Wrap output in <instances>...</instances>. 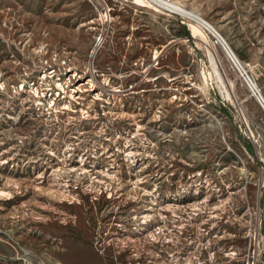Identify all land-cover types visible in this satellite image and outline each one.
<instances>
[{
  "label": "rangeland",
  "instance_id": "1",
  "mask_svg": "<svg viewBox=\"0 0 264 264\" xmlns=\"http://www.w3.org/2000/svg\"><path fill=\"white\" fill-rule=\"evenodd\" d=\"M171 1L264 98V0ZM181 24L150 0H0V264H264V108Z\"/></svg>",
  "mask_w": 264,
  "mask_h": 264
},
{
  "label": "bare ground",
  "instance_id": "2",
  "mask_svg": "<svg viewBox=\"0 0 264 264\" xmlns=\"http://www.w3.org/2000/svg\"><path fill=\"white\" fill-rule=\"evenodd\" d=\"M137 2H143V0H136ZM153 1V0H150ZM163 4L168 7L171 10H175L177 14L183 18H187L188 23L191 24V29L193 31V36L197 39L207 41L206 33L203 29L207 27L208 30L217 31L209 22H207L201 15L191 11L187 10L186 8L172 2L171 0H164L162 1ZM218 32V31H217ZM219 33V32H218ZM219 38L221 39V42H223L225 45H228L225 38L222 36V34L219 33ZM209 60L212 67V76L218 87L221 89L223 95L226 96V98H234L235 96V89L233 87V84L231 82H228V76L225 73L223 66L218 59L217 54L214 52L209 53ZM89 82H93V78H89Z\"/></svg>",
  "mask_w": 264,
  "mask_h": 264
},
{
  "label": "built area",
  "instance_id": "3",
  "mask_svg": "<svg viewBox=\"0 0 264 264\" xmlns=\"http://www.w3.org/2000/svg\"><path fill=\"white\" fill-rule=\"evenodd\" d=\"M162 1H164V0H153V3L155 4V7L158 10H161V11H163L165 13H168L172 17L179 19L182 24H185L191 30V24L188 23L187 18H183V17L179 16L175 10H171L168 7H166L163 4ZM203 30L204 31H209L211 33L210 39L212 40V42H213V44L215 46H221L226 51V53L228 54L230 60H232V62L234 63L235 67L239 70L242 78L249 85V87L251 88L253 94L258 98L260 104L264 108V98L262 96L261 91L256 86V84L254 83L252 78L249 76V74L247 72H244V70L242 69V65L240 64L238 58H236V56L234 55V53H233L232 49L230 48V46L225 45L223 42H221V39L219 38V33L217 31L208 30L207 27H205V29H203ZM23 264H36V263H34L31 259L24 258L23 259Z\"/></svg>",
  "mask_w": 264,
  "mask_h": 264
},
{
  "label": "trees",
  "instance_id": "4",
  "mask_svg": "<svg viewBox=\"0 0 264 264\" xmlns=\"http://www.w3.org/2000/svg\"><path fill=\"white\" fill-rule=\"evenodd\" d=\"M179 34L180 35H186L187 37L192 39L191 31L185 24H181V28L179 30ZM129 83H130L129 81L126 82V84H129ZM222 109H225V108H222ZM243 140L245 142V145L249 149V151L251 153H254V147H253V144H252L251 140H249V138H247L246 136H243ZM263 199H264V195H263ZM263 199H261V202H263Z\"/></svg>",
  "mask_w": 264,
  "mask_h": 264
}]
</instances>
